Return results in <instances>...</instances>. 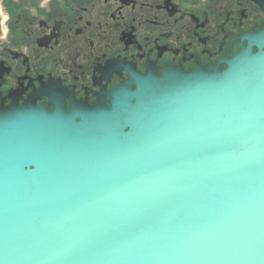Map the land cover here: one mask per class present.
Returning <instances> with one entry per match:
<instances>
[{
    "label": "water",
    "instance_id": "95a60500",
    "mask_svg": "<svg viewBox=\"0 0 264 264\" xmlns=\"http://www.w3.org/2000/svg\"><path fill=\"white\" fill-rule=\"evenodd\" d=\"M243 40L109 102L0 105V264H264V28Z\"/></svg>",
    "mask_w": 264,
    "mask_h": 264
},
{
    "label": "flooded vegetation",
    "instance_id": "af4514ba",
    "mask_svg": "<svg viewBox=\"0 0 264 264\" xmlns=\"http://www.w3.org/2000/svg\"><path fill=\"white\" fill-rule=\"evenodd\" d=\"M263 28L264 0H0V105L57 86L109 102L129 73L221 69Z\"/></svg>",
    "mask_w": 264,
    "mask_h": 264
}]
</instances>
